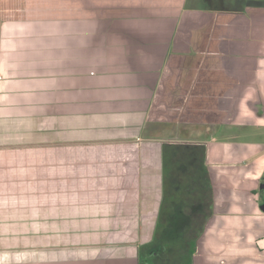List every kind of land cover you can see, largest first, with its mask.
<instances>
[{
	"label": "crops",
	"instance_id": "obj_1",
	"mask_svg": "<svg viewBox=\"0 0 264 264\" xmlns=\"http://www.w3.org/2000/svg\"><path fill=\"white\" fill-rule=\"evenodd\" d=\"M228 6L0 0V90L46 96L0 100V264H264V7Z\"/></svg>",
	"mask_w": 264,
	"mask_h": 264
},
{
	"label": "rangeland",
	"instance_id": "obj_2",
	"mask_svg": "<svg viewBox=\"0 0 264 264\" xmlns=\"http://www.w3.org/2000/svg\"><path fill=\"white\" fill-rule=\"evenodd\" d=\"M228 5H229L228 7H230L231 9H234V10L241 9L240 11H244L249 5H258V6L264 7V0H228ZM253 16H255V15L249 14V17H253ZM40 33L43 34V36H45V37H49L50 35H52L51 27L50 26H45L44 28L42 27V29L39 31V34ZM259 36H260V38L264 39V34L258 35L256 39H259L258 38ZM41 91H42V93H41ZM44 92H45V90H0V100H3L5 102H7L8 104H13V105L15 104L17 107H19L20 105L25 106L27 109H25V112H23V113L21 112V114L24 118H27V120H30L32 118L34 119V117L37 116V112H38L37 110L38 109L36 106L38 104H40V100H41L40 98L41 97H43V99H45L46 96L43 95ZM29 126L30 125L28 123L27 128H29ZM232 129L238 135H240L242 137V139L247 140V139H250L251 136H259V134L257 135L256 132H254L253 128H250V127H234ZM242 139H240V140H242ZM175 151L176 150H173V154L175 153ZM196 163H198V161L193 162L192 165L195 166ZM168 197H169L168 200L170 199L173 202L174 197H172V195H170ZM180 206L184 207L185 203H181ZM184 224L179 225V222H177V221H175L173 223L174 228H172V231L177 232L178 234L182 235V237L176 239L177 243H181V244H179L178 247L173 246V247L169 248L170 250L171 249L177 250L179 248L182 251L185 248V246H182L183 241H185L186 244L190 245L189 238H187V235H188L187 227L184 230V233L182 232V226ZM178 240L180 242H178ZM162 245H164L163 241H162ZM193 248H195V243L192 244L189 254L187 253L184 255V254L180 253V254H177V256H175V257L173 255L171 257V259L174 258V260H172V262L180 261V264H191L192 263L191 262V260H192L191 254L194 251ZM187 251L188 250L186 249V252ZM167 257L169 258L170 254H167V256H166V254H164V251L161 250V252H159V253L156 252L155 260L157 263H161V260L165 261L164 258H167ZM180 258H181V260H179Z\"/></svg>",
	"mask_w": 264,
	"mask_h": 264
},
{
	"label": "water",
	"instance_id": "obj_3",
	"mask_svg": "<svg viewBox=\"0 0 264 264\" xmlns=\"http://www.w3.org/2000/svg\"><path fill=\"white\" fill-rule=\"evenodd\" d=\"M260 188H261L262 190H264V182L261 184ZM261 210L264 212V202H263V204L261 205Z\"/></svg>",
	"mask_w": 264,
	"mask_h": 264
},
{
	"label": "trees",
	"instance_id": "obj_4",
	"mask_svg": "<svg viewBox=\"0 0 264 264\" xmlns=\"http://www.w3.org/2000/svg\"><path fill=\"white\" fill-rule=\"evenodd\" d=\"M174 213H175L174 215H176V216H179V214H178V213H180V212H179V210L176 208V210L174 211ZM177 214H178V215H177ZM184 225H185V228H186V226H188V223H187V222H185V224H184ZM184 225H183V226H184Z\"/></svg>",
	"mask_w": 264,
	"mask_h": 264
}]
</instances>
